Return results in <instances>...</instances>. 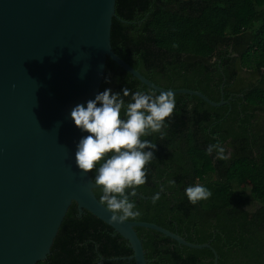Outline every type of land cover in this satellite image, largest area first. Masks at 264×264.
<instances>
[{"label":"trees","instance_id":"trees-1","mask_svg":"<svg viewBox=\"0 0 264 264\" xmlns=\"http://www.w3.org/2000/svg\"><path fill=\"white\" fill-rule=\"evenodd\" d=\"M110 42L119 58L155 85L228 102L215 108L174 95L163 136L141 137L157 146L136 194L152 199L133 197L141 215L128 221L153 223L193 244L210 243L217 264H264V0H116ZM124 87L159 95L107 59L99 93ZM124 99L130 102V96ZM216 143L227 160L206 153ZM197 184L212 195L192 204L185 189ZM101 194L94 190L98 200ZM135 231L148 264H213L209 249ZM131 255L127 241L86 211L79 215L72 203L50 254L37 264H134L122 260Z\"/></svg>","mask_w":264,"mask_h":264},{"label":"water","instance_id":"water-1","mask_svg":"<svg viewBox=\"0 0 264 264\" xmlns=\"http://www.w3.org/2000/svg\"><path fill=\"white\" fill-rule=\"evenodd\" d=\"M115 1L0 0V264L44 261L72 203L79 215L86 211L127 241L132 255L122 260L148 264L135 231L144 228L179 246L209 249L218 262L210 243L187 242L153 223H111L94 195L99 187L76 167L77 145L90 133L75 126L71 110L95 99L107 59L159 94L228 104L159 87L119 58L110 42Z\"/></svg>","mask_w":264,"mask_h":264},{"label":"clouds","instance_id":"clouds-1","mask_svg":"<svg viewBox=\"0 0 264 264\" xmlns=\"http://www.w3.org/2000/svg\"><path fill=\"white\" fill-rule=\"evenodd\" d=\"M130 96V102L124 98ZM175 109V97L171 91L130 93L127 87L114 93L111 88L98 93L95 99L77 104L71 110V119L83 132L90 133L80 139L75 152L76 167L83 174L92 173L91 184L99 187V204L110 215V222L121 224L135 220L141 213L136 208V189L146 183V165L154 157L157 144L141 137L162 133L165 121ZM123 112V118L121 113ZM145 149H150L145 151ZM216 154V159L227 160L220 143L210 144L206 153ZM111 154V155H109ZM99 167L97 168V165ZM168 184L175 187V181ZM131 190V191H126ZM185 195L192 204L207 200L212 193L202 185L188 186ZM154 194L153 202L159 200Z\"/></svg>","mask_w":264,"mask_h":264}]
</instances>
